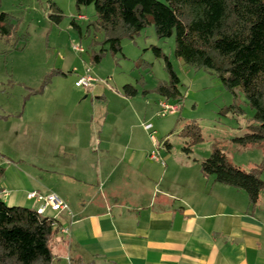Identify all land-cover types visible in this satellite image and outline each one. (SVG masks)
<instances>
[{
  "label": "rangeland",
  "instance_id": "obj_1",
  "mask_svg": "<svg viewBox=\"0 0 264 264\" xmlns=\"http://www.w3.org/2000/svg\"><path fill=\"white\" fill-rule=\"evenodd\" d=\"M3 13L12 28L10 36H0V188L10 193L3 199L8 206L32 208L35 203L25 196L37 190L75 192L63 176L87 171L83 163L67 166L76 153L74 139L94 146L100 139H128L134 134L135 139H149L162 159L152 132L157 143L168 141L172 146L171 157L183 156L200 168L216 149L245 171L263 162L264 143L242 146L234 141L255 124L244 93L229 91L215 74L177 58L174 37L159 39L151 25L134 39L123 38L121 53L107 51L95 63L93 56L108 46L104 31L88 29L96 20L94 5L79 8L76 0H0V16ZM59 15L60 22L54 21ZM74 46L85 52H76ZM166 58L184 96L174 115L164 114L160 102H177L157 92L170 80ZM87 69L97 81L90 91L75 85ZM126 85L138 95L126 98ZM191 124L199 127L202 140L187 155L183 148L194 138L183 131ZM48 215L55 217L57 212L50 210Z\"/></svg>",
  "mask_w": 264,
  "mask_h": 264
},
{
  "label": "crops",
  "instance_id": "obj_2",
  "mask_svg": "<svg viewBox=\"0 0 264 264\" xmlns=\"http://www.w3.org/2000/svg\"><path fill=\"white\" fill-rule=\"evenodd\" d=\"M74 140L67 166L87 171L63 176L75 192L37 190L73 213L55 215L70 232L54 237L53 264H264V191L252 206L245 191L171 157V145L157 148L164 164L153 160L150 140L134 134L94 146Z\"/></svg>",
  "mask_w": 264,
  "mask_h": 264
},
{
  "label": "trees",
  "instance_id": "obj_3",
  "mask_svg": "<svg viewBox=\"0 0 264 264\" xmlns=\"http://www.w3.org/2000/svg\"><path fill=\"white\" fill-rule=\"evenodd\" d=\"M76 4L79 8L94 5L96 20L88 29L106 34L108 49L103 47L93 56L95 63L107 51L121 53L123 38L134 39L152 25L159 39L175 38V55L185 64L215 74L233 93H244L255 124L234 141L242 146L264 143V0H76ZM53 18L60 22L63 17ZM72 25L80 30L75 21ZM11 30L8 15L1 14L0 36H10ZM155 51L162 54L159 48ZM166 68L170 80L160 84L157 92L181 103L180 79L168 58ZM124 94L134 98L138 91L126 85ZM186 131L194 138L183 148L190 155L202 138L195 124ZM164 145L170 146L168 141ZM201 171L217 183L245 191L252 206L264 191V160L245 171L216 149L202 162ZM53 223V218L39 216L35 209L10 207L0 198V264H53L52 243L58 233Z\"/></svg>",
  "mask_w": 264,
  "mask_h": 264
},
{
  "label": "built area",
  "instance_id": "obj_4",
  "mask_svg": "<svg viewBox=\"0 0 264 264\" xmlns=\"http://www.w3.org/2000/svg\"><path fill=\"white\" fill-rule=\"evenodd\" d=\"M74 50L80 54H83L85 52L83 48L78 47V46H74ZM96 82L97 81L93 77L91 70L87 69L86 74L82 77H79L75 85L78 88L89 90L94 87ZM160 106L164 114H170V115L177 114L181 108L179 103L170 104L169 102H166V101L160 102ZM146 129L148 131H151L152 126L148 124L146 125ZM151 138L155 140V137L153 136L152 132H151ZM155 143L157 144V147H160V143H157V141H155ZM151 158L155 161H158L164 164L156 152L151 154ZM9 194L10 193L6 189L0 188V198H6L9 196ZM27 199L30 201H34L36 203L35 210H36L37 215L53 218L54 219V223H53L54 229H56L61 234H64V235L69 234L70 225L69 226L60 225L59 222L57 221V217L48 215V211L52 210L54 212H57V215L63 212H66L73 218V213L70 209V206L64 200L59 198L56 194L44 195L39 192L28 193Z\"/></svg>",
  "mask_w": 264,
  "mask_h": 264
}]
</instances>
